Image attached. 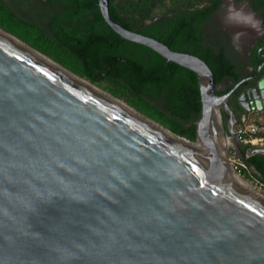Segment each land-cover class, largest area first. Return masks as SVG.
<instances>
[{"label": "water", "instance_id": "95a60500", "mask_svg": "<svg viewBox=\"0 0 264 264\" xmlns=\"http://www.w3.org/2000/svg\"><path fill=\"white\" fill-rule=\"evenodd\" d=\"M97 7L122 40L195 75L194 140L165 130L201 151L0 30V264H264V203L229 176L214 135L215 109L240 154L227 98L246 79L218 95L202 60L113 23L108 0ZM261 66L237 97L245 112H264V59L248 78Z\"/></svg>", "mask_w": 264, "mask_h": 264}, {"label": "trees", "instance_id": "16d2710c", "mask_svg": "<svg viewBox=\"0 0 264 264\" xmlns=\"http://www.w3.org/2000/svg\"><path fill=\"white\" fill-rule=\"evenodd\" d=\"M246 1L252 11L261 10L264 21V0ZM45 2L47 7L57 8L46 19L54 44L76 61L80 76L91 84L108 80L121 86L151 108L159 119L176 124L171 132L194 140V123L199 117L200 104L192 72L165 61L146 47L122 40L103 22L97 0ZM220 3L221 0H211L201 7L178 9L149 19L137 29L125 19L114 0H108V16L123 29L152 38L171 51L199 58L209 68L217 85L239 77L234 68L236 58L225 52L223 44L217 50L204 44L201 27ZM244 164L251 167L264 184V156L252 155Z\"/></svg>", "mask_w": 264, "mask_h": 264}, {"label": "rangeland", "instance_id": "374dc122", "mask_svg": "<svg viewBox=\"0 0 264 264\" xmlns=\"http://www.w3.org/2000/svg\"><path fill=\"white\" fill-rule=\"evenodd\" d=\"M41 1L42 0H0V30L42 54L70 73L85 79L80 76V68L76 61L60 47L54 44L55 42L52 33L46 25V19L50 16L48 12L49 8L46 9ZM114 1L121 9L125 19L134 29L139 28L142 23H146L149 19L169 14L178 9L201 7L211 2V0ZM224 1L225 8L220 9L212 19L202 27L204 44L217 50L219 44L224 42L225 52L229 55L235 56V61L243 63L244 66H252V61L254 62L256 60L255 51L260 44H264V37H258L254 39V41L252 40L253 42L251 41L252 43L248 45V50L246 51L247 59L242 60L240 50L237 47L239 42L241 43V47L243 44L240 37L241 32L237 29V21L235 19V14L233 13L235 5H233L230 0ZM238 2H245L248 5L246 0ZM250 11L256 13L258 18L262 20V15L260 14L261 10L252 11L250 9ZM236 37L239 42L236 41ZM92 85L168 131L177 127L176 124L169 120L162 121L159 119L151 108L137 97L130 95L121 86L115 83L108 80H102ZM223 123L224 120L222 114H220L221 126H223ZM250 123L255 129L254 132H248L246 129L247 125L245 126V124H242L241 122L235 124L232 129L233 131H243L242 139L245 141V147H258L260 144H264V114L258 117L255 121L250 120ZM225 161L229 164L233 173L242 178L245 183L252 186L255 190L260 191L261 195L264 196V184L257 179L255 174L243 163L242 160L237 158L233 150H230V148L227 149ZM233 167H236V169ZM238 170L239 173L237 172Z\"/></svg>", "mask_w": 264, "mask_h": 264}, {"label": "bare ground", "instance_id": "6f19581e", "mask_svg": "<svg viewBox=\"0 0 264 264\" xmlns=\"http://www.w3.org/2000/svg\"><path fill=\"white\" fill-rule=\"evenodd\" d=\"M233 13L235 14V19L237 21V29L241 32L240 37L242 39L241 42L243 44L241 48L243 51H246L248 49V45L251 43V41L261 33L260 29H259L257 17L250 11V9L248 8V6L245 3L236 4L234 7ZM238 23H239L240 28L238 26ZM15 43H17V42L15 41ZM17 44L22 46V44H19V43H17ZM32 54H34L36 57L41 59L43 62L52 66L57 71H60L64 74H66L68 77H70L72 80H74L78 84H80L84 87H87V88L95 91L96 93L102 95V97H104L108 101L112 102L115 106H117L118 108H120L124 112L128 113L129 115L133 116L134 118H136L139 121L143 122L144 124L148 125L152 129L156 130L157 132H159V133L163 134L164 136L168 137L169 139L173 140L174 142H176L180 145H185L186 147L192 149L193 151H195V150L201 151L200 146L191 145V144L186 145V143L183 142L181 139H178L177 137L171 135L169 132H167L164 128H162L158 124L144 118L142 115L137 113L135 110L126 106L125 104L118 101L117 99L109 96L108 94H106L102 90L98 89L96 86L90 84L87 80L82 79V78L78 77L77 75H74L73 73L69 74L68 72H65L64 70H62L60 68V66H58L54 62H51L49 59L42 57L41 55L36 54L35 52H32ZM213 121H214L215 139H216V141H217V143L221 149L222 157L225 158L227 155V149H228L229 145L232 144V141L230 139L222 137V135L220 133V129H219V124H218V121H219L218 120V114H217V111L215 109L213 110ZM226 163L227 162L224 163V166L228 170L229 176L233 179V181L264 203V196L261 195L260 191L255 190L252 186L245 183L242 180V178H240L238 175H236L235 173H233L231 171V169L229 168V164L228 163L226 164Z\"/></svg>", "mask_w": 264, "mask_h": 264}, {"label": "flooded vegetation", "instance_id": "af4514ba", "mask_svg": "<svg viewBox=\"0 0 264 264\" xmlns=\"http://www.w3.org/2000/svg\"><path fill=\"white\" fill-rule=\"evenodd\" d=\"M233 5H236L238 3H242V2H234V0H230ZM42 4L44 5V7L49 8L48 12H49V15L52 14V12H55V10L57 9L55 6H50V7H47L46 6V2L45 0H42L41 1ZM245 3V2H243ZM246 4V3H245ZM225 1L224 0H221V3L219 5V7L216 9V11L210 16V18L203 24L205 25L207 22H209V20L212 19V17L220 10V9H224L225 8ZM247 5V4H246ZM248 6V5H247ZM54 8V9H52ZM249 8V7H248ZM256 17H257V20H258V25H259V29H260V34L258 36H256L254 39L258 38V37H264V22L258 18L257 14L256 13H253ZM202 25V27H203ZM201 27V28H202ZM253 39V41H254ZM236 41H238V38L236 37ZM252 41V42H253ZM251 42V43H252ZM224 45L225 43H220V45ZM237 47L239 48L240 50V54L242 56V60H246V51H243L242 48H241V43L239 42V44L237 45ZM218 48V47H217ZM255 54H256V57L257 59L255 60V64L252 65V66H244L243 63H238V61H235L234 62V68L236 70V73L238 74V79L237 80H229V79H226L224 80L221 84H217L216 85V93L218 95H222L226 92H228L229 90H231L237 83H239L240 81L244 80L243 82H241V84H239L234 90L233 92L228 96L227 98V107L228 109L230 110V112L232 113V116H233V120H234V123L232 125V127L237 124L238 122L241 121V118H245L246 120H252V121H255L258 117L262 116L264 114V112H261V113H255V112H245L237 103V97L238 95L240 94V92L250 88L252 86V84L254 83V81L258 80L259 78H261L262 76V66L258 72V75L257 77L254 79V78H248L250 77L253 73L256 72L258 66L262 63L263 59H264V44H260L256 51H255ZM235 57V56H233ZM248 78V79H247ZM222 114V118L224 120V123H223V126H222V129L225 130L226 129V126L229 122V117L225 114L224 111L220 110L219 111V115ZM233 130V129H232ZM235 132V135H237V133H241L242 134V130L239 131V130H234ZM242 137V135H241ZM245 142H242V141H237L236 145H237V148L240 150V154L238 152H236L235 150H233L234 154L237 156L238 159L242 160L243 163L245 161L246 158L252 156V155H260L262 156V154H259V153H254V154H250V155H247V152L253 148H258L259 146H261L262 144H260L258 147H253V146H248L245 148ZM244 149L243 152H241V149ZM256 176L257 174L252 170L251 167H248Z\"/></svg>", "mask_w": 264, "mask_h": 264}, {"label": "built area", "instance_id": "2783aa9c", "mask_svg": "<svg viewBox=\"0 0 264 264\" xmlns=\"http://www.w3.org/2000/svg\"><path fill=\"white\" fill-rule=\"evenodd\" d=\"M242 124H245V126L247 127L246 129H247V131L248 132H254L255 131V129L252 127V125H250L251 123H250V121L249 120H246L245 118H241V121H240ZM241 133H237V135H236V139H237V141H242V142H245L243 139H242V137H241ZM234 169H236V167H233ZM238 173H239V170L237 171Z\"/></svg>", "mask_w": 264, "mask_h": 264}]
</instances>
